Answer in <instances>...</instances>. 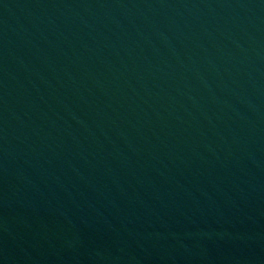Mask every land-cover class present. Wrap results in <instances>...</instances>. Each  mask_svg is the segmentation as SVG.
I'll return each instance as SVG.
<instances>
[{"label": "water", "instance_id": "obj_1", "mask_svg": "<svg viewBox=\"0 0 264 264\" xmlns=\"http://www.w3.org/2000/svg\"><path fill=\"white\" fill-rule=\"evenodd\" d=\"M0 264H264V0H0Z\"/></svg>", "mask_w": 264, "mask_h": 264}]
</instances>
